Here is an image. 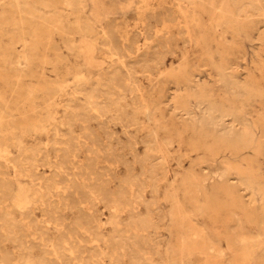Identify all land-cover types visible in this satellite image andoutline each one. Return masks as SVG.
Wrapping results in <instances>:
<instances>
[{"label": "rangeland", "instance_id": "374dc122", "mask_svg": "<svg viewBox=\"0 0 264 264\" xmlns=\"http://www.w3.org/2000/svg\"><path fill=\"white\" fill-rule=\"evenodd\" d=\"M0 142V264H264V0H0Z\"/></svg>", "mask_w": 264, "mask_h": 264}, {"label": "bare ground", "instance_id": "6f19581e", "mask_svg": "<svg viewBox=\"0 0 264 264\" xmlns=\"http://www.w3.org/2000/svg\"><path fill=\"white\" fill-rule=\"evenodd\" d=\"M253 4V3H252ZM246 11V10H245ZM164 36V35H163ZM172 39V38H171ZM134 45V44H133ZM103 47V46H102ZM116 51V50H115ZM161 64V63H160ZM113 66V65H112ZM115 70V69H114ZM132 70V69H131ZM116 73V72H114ZM132 73V72H131ZM114 90V89H113ZM109 98V97H108ZM118 100V99H117ZM117 102V101H116ZM51 103V102H50ZM145 107V106H144ZM120 109V108H119ZM134 109V108H133ZM133 111V110H132ZM135 111V110H134ZM1 143V142H0ZM3 144V143H2ZM19 156V155H18ZM115 156V155H114ZM221 178V177H220ZM42 181V180H41ZM105 197V196H104ZM120 197V196H119ZM263 205V204H262ZM78 210V209H77ZM84 212V211H83ZM80 213V212H79ZM143 219V218H142ZM35 221V220H34ZM32 222V221H31ZM15 223V222H14ZM33 223V222H32ZM70 223V222H69ZM69 227V226H68ZM74 228V227H73ZM11 229V228H10ZM18 229V228H17ZM203 229V228H202ZM20 233V232H19ZM203 233V232H202ZM205 233V232H204ZM201 235V234H200ZM194 238V237H193ZM67 247V246H66ZM99 248V247H98ZM23 259V258H22ZM142 260V259H141ZM26 261V260H25ZM132 261V260H131Z\"/></svg>", "mask_w": 264, "mask_h": 264}]
</instances>
